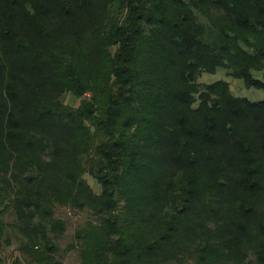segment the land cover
I'll list each match as a JSON object with an SVG mask.
<instances>
[{"label": "trees", "instance_id": "16d2710c", "mask_svg": "<svg viewBox=\"0 0 264 264\" xmlns=\"http://www.w3.org/2000/svg\"><path fill=\"white\" fill-rule=\"evenodd\" d=\"M220 68L264 89V0H0V264H264V100Z\"/></svg>", "mask_w": 264, "mask_h": 264}, {"label": "rangeland", "instance_id": "374dc122", "mask_svg": "<svg viewBox=\"0 0 264 264\" xmlns=\"http://www.w3.org/2000/svg\"><path fill=\"white\" fill-rule=\"evenodd\" d=\"M255 75L258 77H262L261 72H256ZM218 80L229 81L231 84L232 91L236 95L245 96L252 100H264V89L247 87L242 79L228 76L227 70L225 68H220L215 73H204L201 77V81L207 83L215 82ZM76 101L77 99H74L73 95H68L67 102L75 104ZM90 182L93 183L92 177H90ZM59 213L68 221V230L61 240L62 248L66 249L70 244L75 242L76 228L87 219V216L85 213L75 211L69 207L62 208ZM5 256L6 258H8V260L11 261L13 257L12 249L7 250ZM78 262L79 257L76 250H72L65 254V264H78Z\"/></svg>", "mask_w": 264, "mask_h": 264}]
</instances>
